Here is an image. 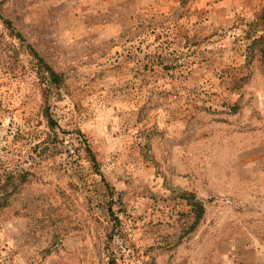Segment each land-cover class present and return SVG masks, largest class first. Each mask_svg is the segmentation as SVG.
<instances>
[{
    "label": "rangeland",
    "instance_id": "374dc122",
    "mask_svg": "<svg viewBox=\"0 0 264 264\" xmlns=\"http://www.w3.org/2000/svg\"><path fill=\"white\" fill-rule=\"evenodd\" d=\"M0 264H264V0H0Z\"/></svg>",
    "mask_w": 264,
    "mask_h": 264
},
{
    "label": "trees",
    "instance_id": "16d2710c",
    "mask_svg": "<svg viewBox=\"0 0 264 264\" xmlns=\"http://www.w3.org/2000/svg\"><path fill=\"white\" fill-rule=\"evenodd\" d=\"M6 22V21H5ZM7 24H10L9 22H6ZM31 48V47H30ZM31 52L34 54V56L39 60L40 64L43 66V68L45 69V71L48 73V81L50 84H57L60 85L61 84V76L57 73H55L53 71V69L45 62V60L43 58H41L39 56L38 53H36V51H34V49L31 48ZM188 200L190 201V203L192 205H194L195 207H197V209L200 211V213L203 212V206L201 203L197 202V201H193L191 197L188 198Z\"/></svg>",
    "mask_w": 264,
    "mask_h": 264
}]
</instances>
